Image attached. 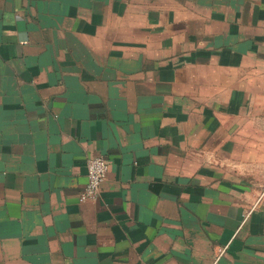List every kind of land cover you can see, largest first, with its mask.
Wrapping results in <instances>:
<instances>
[{
    "label": "crops",
    "instance_id": "1",
    "mask_svg": "<svg viewBox=\"0 0 264 264\" xmlns=\"http://www.w3.org/2000/svg\"><path fill=\"white\" fill-rule=\"evenodd\" d=\"M0 264H264V0H0Z\"/></svg>",
    "mask_w": 264,
    "mask_h": 264
},
{
    "label": "built area",
    "instance_id": "2",
    "mask_svg": "<svg viewBox=\"0 0 264 264\" xmlns=\"http://www.w3.org/2000/svg\"><path fill=\"white\" fill-rule=\"evenodd\" d=\"M108 172V165L102 157L93 158L87 163V185L80 201L95 200L100 193L101 184ZM223 252V251H222Z\"/></svg>",
    "mask_w": 264,
    "mask_h": 264
}]
</instances>
